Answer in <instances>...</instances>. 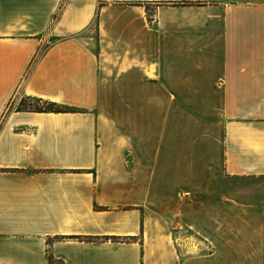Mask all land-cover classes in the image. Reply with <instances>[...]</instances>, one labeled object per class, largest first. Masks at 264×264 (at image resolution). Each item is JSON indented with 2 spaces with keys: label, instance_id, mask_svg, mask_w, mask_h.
I'll return each instance as SVG.
<instances>
[{
  "label": "crops",
  "instance_id": "1",
  "mask_svg": "<svg viewBox=\"0 0 264 264\" xmlns=\"http://www.w3.org/2000/svg\"><path fill=\"white\" fill-rule=\"evenodd\" d=\"M48 256L264 264V0H0V264Z\"/></svg>",
  "mask_w": 264,
  "mask_h": 264
},
{
  "label": "rangeland",
  "instance_id": "2",
  "mask_svg": "<svg viewBox=\"0 0 264 264\" xmlns=\"http://www.w3.org/2000/svg\"><path fill=\"white\" fill-rule=\"evenodd\" d=\"M37 99L39 98L28 97L23 95L22 93H18L9 103V109L29 110V109H34V107H40L43 104L39 102ZM55 264H61V263H55Z\"/></svg>",
  "mask_w": 264,
  "mask_h": 264
},
{
  "label": "trees",
  "instance_id": "3",
  "mask_svg": "<svg viewBox=\"0 0 264 264\" xmlns=\"http://www.w3.org/2000/svg\"><path fill=\"white\" fill-rule=\"evenodd\" d=\"M43 105L40 107H34V109L29 110H18V111H34V112H63L66 110L65 106L58 105L54 102L46 101L43 99H37ZM49 264L57 263L51 256H48Z\"/></svg>",
  "mask_w": 264,
  "mask_h": 264
}]
</instances>
